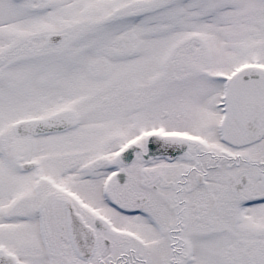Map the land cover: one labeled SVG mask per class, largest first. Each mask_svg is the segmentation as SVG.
<instances>
[{
  "label": "snow or ice",
  "instance_id": "snow-or-ice-1",
  "mask_svg": "<svg viewBox=\"0 0 264 264\" xmlns=\"http://www.w3.org/2000/svg\"><path fill=\"white\" fill-rule=\"evenodd\" d=\"M0 264H264V0H0Z\"/></svg>",
  "mask_w": 264,
  "mask_h": 264
}]
</instances>
